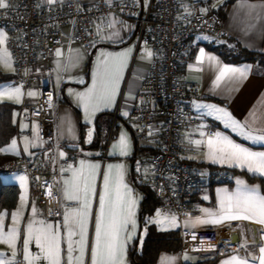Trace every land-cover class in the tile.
Segmentation results:
<instances>
[{"label":"crops","instance_id":"1","mask_svg":"<svg viewBox=\"0 0 264 264\" xmlns=\"http://www.w3.org/2000/svg\"><path fill=\"white\" fill-rule=\"evenodd\" d=\"M95 0H77L78 4H89ZM115 1V0H112ZM141 9L144 10L150 0H136ZM40 4H43L42 0H38ZM204 6L208 9L218 11L222 17V28L223 34L225 36H214L212 34H206L204 36H194L189 40V53L187 59L182 62L179 66V77L182 80L190 81L197 84L198 94L191 99V108L195 117L192 126L182 132V139L188 145L194 147L197 153L192 157L191 163L195 170L202 174L205 178L203 182L197 184L192 189V194L190 198V204L184 215L179 218L175 213L161 207L156 206L150 213H142L143 199L145 192L141 183H148L150 181V171L149 166L145 160V157H140L135 153L136 146H148L153 148L159 143V137L150 136L146 138L143 142L138 143L133 136L131 127L135 124V118L131 113V109L136 98L137 92L140 88L143 77L148 71L150 60L147 58L142 59V55L145 49H149L144 43H140L138 48L135 49V40L137 35L138 24L132 19L123 18L119 16H109L104 19V24H107L108 19L115 18L122 23H117L114 29L104 28L101 36L96 34V25L100 23L97 21L94 23L95 36L93 39V45L91 49L84 48L81 44L72 40L71 28L66 25L63 27V33L61 42L56 46L48 60L46 66V77L43 79L45 83L49 84L54 93L55 100L53 102V113H54V131L55 139L58 148V155L62 151L65 153L64 157L59 155L61 166H60V179L59 186L60 189L63 187V179L69 178L71 173L65 171L61 173V168L67 169L69 164L73 167H79L80 160L90 161L92 163H99L101 165L100 175L97 177L96 186L97 193H99L102 187V174L105 170L107 164L109 163H123L126 166L125 182L132 188L133 197L138 198V204L136 207V229L133 239L128 244L127 252V264H132L130 260V253L132 250L140 251L143 241L146 237L148 226L154 225L157 230L160 231H177L181 232L182 229H198V228H214L217 230L219 237L221 238V245L219 249L214 253L205 252H192V251H181L180 249L175 251H161L157 259L153 264H164L166 259L175 257L174 264H193L206 260H214L212 264H221V261L227 259L229 255L235 254L234 249L239 247L242 241L240 236L239 228L244 226L246 228H258V225L251 224L247 221H230L225 222L222 225L217 226H197L192 228L191 226L185 227V221L194 220L197 216H202L203 213L200 211L202 208H210L215 210L218 204V191L220 189H227L229 192H233L237 188L236 180H244L248 185H258L261 189V184L258 180L249 181L244 173L251 176L260 177L246 170L240 168L228 167L227 165H221L217 163L210 162L205 156L204 152L206 148L202 145L198 150L194 143L191 141L206 139L207 135L213 134L217 131L228 135L232 140L237 143L243 144L246 147H250L254 151H264V144L253 143L250 140L245 139L237 132H233L230 128H225L224 120L220 117V113H217L213 109L207 108H197V104L204 105H215L217 108L225 109L227 112L241 123L248 120L249 123L252 121L250 113L253 110L256 111V116L261 117L253 125L252 131L253 135L261 134L260 129L264 128V104H261V100L264 99V66L258 62L243 61L239 63L226 62L222 57L212 50L210 46L219 45L225 43V37L233 38L238 41L242 46L258 51L264 52V23L258 24L257 28L249 34L244 32L243 14L239 20L233 21V14L238 11L237 5L240 0H202ZM252 3H258L260 0H249ZM216 4V7H212ZM188 5V0H180V10H185ZM125 25L130 27H125ZM0 29L7 32L3 27ZM115 31H119V37H113L108 39L107 37ZM128 48H132L131 57L128 60L126 69L124 70L123 79L120 83L119 93L115 98V103L110 108H105L99 111L92 118V122L89 124L85 121V113L82 106L75 95V93L85 92L89 86L92 84V72L95 68L97 56L101 51L104 52H121ZM60 49L63 56L57 57L55 55L56 50ZM203 49L206 54L213 55L221 64H227L234 67L250 66V72L247 79L243 80L238 84H232L228 81H223L220 87L214 86V80L217 75L216 65H210L207 60L202 65L196 64V57L199 55L200 50ZM79 52L81 59L80 62L68 70L57 71V60L61 63L66 61V58L71 53L75 54ZM190 66H193L190 68ZM14 67V65H13ZM200 68V71H196V68ZM1 72L9 74L10 78L0 82V89L6 86H19V84L14 83L11 80L13 72H6L0 69ZM83 80V83H79V80ZM72 90L70 94L69 90ZM231 89V91H229ZM25 95L22 100L26 99L28 101L34 100L38 95V89L36 87H28L22 89ZM29 91H34L37 93L34 97H29L27 93ZM129 93L134 98H129ZM0 102H10L16 105L14 111V122L16 124L15 135L9 140L8 143L2 146L1 149H7L11 144L13 139L17 140V149L19 153H24L28 156H34L38 153H44L48 147L47 142L40 137L36 139V132L39 133L38 123L31 120L27 116L26 109H23L20 113L18 112L19 104L11 101H0ZM117 108V136L111 141L108 152L105 158H103L101 150L98 146V142L103 138L108 131L109 125L111 123V118L113 112ZM127 112L128 115H123ZM26 124L27 128H21V124ZM38 126V127H37ZM71 128V132H69ZM89 129L93 130L91 142H87V133ZM203 131L206 135L201 137L200 132ZM121 132H126L131 141V154L126 157L120 156H110L108 153L112 150V144L115 143L121 134ZM27 136L30 141H35V147H29L28 152H25L23 137ZM5 153V152H3ZM11 156H17L11 153H5ZM75 157L73 160L72 158ZM139 167V171L137 168ZM215 169L226 170L230 173L229 180L227 182H213L206 178ZM237 170V172H234ZM15 182L19 188L18 198L15 206L9 211L10 214L20 207V196L22 189L20 188L19 181ZM61 192V191H60ZM261 193L264 194V192ZM207 196L208 199L205 200L204 197ZM27 207L22 209L23 219L21 220L22 228L26 226L27 222L33 218L31 208L34 204L37 213L35 215L36 220H44L46 223H50L53 226L61 225V234H64L63 230V212L65 208L75 207V203L72 201H66L63 199L61 192V202H62V215L60 218H45L43 215V210L41 205L37 201V197L34 193H31L29 187L27 186ZM98 208V195L93 201V214H95ZM160 211L168 216L175 215L177 217L178 227H168L167 230H161V226L155 223H149L150 219L156 218V212ZM94 225V215L93 222L89 226V237L91 240L93 234ZM146 229V231H145ZM249 233V237H251ZM66 249L67 245L64 243L62 245ZM180 248V247H179ZM251 248V246H250ZM30 250L33 253H38L39 249L36 247L35 243L30 245ZM255 251V249H251ZM187 254L192 259L186 260L184 258ZM258 254V253H257ZM258 264V262H257Z\"/></svg>","mask_w":264,"mask_h":264},{"label":"snow or ice","instance_id":"2","mask_svg":"<svg viewBox=\"0 0 264 264\" xmlns=\"http://www.w3.org/2000/svg\"><path fill=\"white\" fill-rule=\"evenodd\" d=\"M42 2L53 6L57 3L63 4L64 0H42ZM105 2L109 6L112 4V0H105ZM10 7V0H0V10H7ZM212 7H216V4H213ZM237 9L238 11L233 14V21L239 20L241 13L243 14V30L246 35L255 30L258 24L264 23V0H260L258 3L240 0ZM208 11V8L200 9L203 14ZM185 12L188 15L192 14L187 8H185ZM104 19L100 18V23L96 25V34L102 38H104L102 36L104 28L114 29L117 23H122L111 18L108 19L107 24H104ZM125 27L130 26L125 25ZM113 37L118 38L119 31L113 32L107 38L112 39ZM8 42L7 32L0 29V69L6 72H15L13 54L8 48ZM131 53L132 48H128L116 53L101 51L97 56L92 72L91 86L85 92L75 93L80 106L84 109L87 123L92 122V118L97 112L110 108L115 103ZM55 55L61 57L63 53L57 49ZM153 55V52L146 48L141 58L150 60ZM80 59L78 50L75 54L70 52L64 63L57 60V71H66L76 66ZM205 60L210 65H216L217 75L213 82L215 87H220L223 81L231 82L234 85L238 84L247 79L251 70L247 65L234 67L221 64L215 56L208 55L201 49L196 57V64L202 65ZM195 70L200 71L201 69L197 67ZM25 74H27V70H25ZM78 82L83 83V80ZM22 89V84L0 89V101L22 103V97L25 95ZM69 92L71 94L72 90L70 89ZM27 95L34 97L37 93L29 91ZM129 98H134L131 93H129ZM51 100L52 97L49 95L50 106ZM260 103L264 104V99ZM196 107L213 109L221 114L218 118L224 120L225 128H230L253 143L264 144V128L260 129L261 134L253 135V125L258 119H261L256 116L255 110L250 113L251 123L248 120L241 123L231 113L225 109L217 108L215 105L197 104ZM123 115L127 116L128 113L124 112ZM21 128H27V125L22 123ZM69 132H71V128H69ZM92 133L93 130L89 129L87 133V142L89 143L92 140ZM149 134L151 135V132ZM200 135L205 137L206 134L201 131ZM36 139H39L38 131ZM23 142L25 152H28L30 146H36L35 141H30L27 136L23 137ZM191 143H194L198 150L203 145L206 148L204 156L212 163L240 168L248 173L264 177V151H254L219 131L207 135L206 139L191 141ZM0 152L19 155L17 140L13 139L9 147L0 149ZM130 154L131 141L126 132H121L119 139L112 144V150L108 155L126 157ZM59 155L64 157L65 153L61 151ZM100 169L99 163L83 159L79 161V167L69 164L67 169L61 168V173L65 171L71 173L69 178L62 181L63 187L60 191L63 199L72 201L76 205L65 208L63 212V235L60 224L53 226L44 220L35 219L37 209L34 204L31 208L33 218L27 222L26 226L21 227L22 209L27 207L28 201V177L26 175L18 176L17 179L23 191L20 196V207L10 214V225L5 224L9 213L0 212V245H5L10 250L7 253L0 251V264H127L128 244L133 239L137 226L135 217L138 198L133 197L132 188L125 182L127 169L123 163L107 164L102 174V187L97 193L96 180L100 175ZM137 171H139V167ZM236 184L237 188L233 192L220 189L215 210L200 209L203 215L197 216L194 220L185 221V227L217 226L226 221H247L258 225V228L240 226L239 232L242 241L239 247L233 250L235 254L229 255L227 259L221 261V264H257V262L264 264V194L261 193L258 185L250 186L241 179H237ZM47 195L53 196L52 185H48ZM97 195L98 208L93 214V201ZM204 199L207 200L208 197L205 196ZM93 215V234L90 240L89 226L93 222ZM148 222L160 225L161 230L179 226L174 214L171 216L162 215L160 211L156 212L155 219H150ZM249 233L252 234L251 237H249ZM192 239H196L194 233ZM33 243L39 249L38 253H33L30 250V245ZM64 243L67 245L66 249L62 247ZM251 249H255V251ZM184 258L192 259L187 254ZM174 261L175 257H172L166 259L164 264H174Z\"/></svg>","mask_w":264,"mask_h":264},{"label":"built area","instance_id":"3","mask_svg":"<svg viewBox=\"0 0 264 264\" xmlns=\"http://www.w3.org/2000/svg\"><path fill=\"white\" fill-rule=\"evenodd\" d=\"M10 4L9 9L0 10V27L7 30L8 48L13 54L16 71L11 80L22 84L23 89H38L34 100H22L18 112L26 109L28 118L38 123L40 137L48 147L44 153L34 156L21 152L1 161L0 174L26 175L29 190L36 195L44 217H61V161L53 113L55 93L43 80L45 65L61 42L64 26H70L73 41L91 49L95 22L112 15L129 18L138 24L135 49L144 43L154 54L131 109L136 120L131 130L138 143L150 136L159 137V143L154 146L157 150L145 157L150 183L159 205L181 218L189 207L192 189L205 177L191 163L196 149L182 139V132L195 120L190 103L198 89L197 84L179 77V66L188 57L192 37L223 34L219 14L212 9L206 14L201 13L200 9L206 8L202 0H188L187 9L191 15L180 10V0H150L144 10L136 0H115L111 6L105 0L89 4L64 0L63 4L53 6L40 4L38 0H10ZM49 95L52 97L51 106ZM116 122L117 108L107 134L98 142L103 158L118 134ZM229 175L226 170L215 169L206 178L213 182H227ZM48 185H52V197L47 195ZM193 233L195 240L192 239ZM221 243L214 228L182 229L180 232L181 251L214 253Z\"/></svg>","mask_w":264,"mask_h":264},{"label":"trees","instance_id":"4","mask_svg":"<svg viewBox=\"0 0 264 264\" xmlns=\"http://www.w3.org/2000/svg\"><path fill=\"white\" fill-rule=\"evenodd\" d=\"M218 14L219 12L216 11ZM221 17V15L219 14ZM222 19V17H221ZM225 36L224 34L220 35ZM225 43L210 46L226 62L239 63L243 61L258 62L264 66V52L250 50L242 46L233 38L225 37ZM230 43V44H228ZM10 78L9 74L0 71V82ZM16 105L10 102H0V149L15 135L16 124L14 122V111ZM156 148L148 146H136L135 153L140 157H146L156 151ZM13 156L0 152V162ZM237 172V170H234ZM249 181L258 180L261 190L264 192V179L244 173ZM145 196L143 199L142 213H150L159 205L152 189L151 183H141ZM19 188L14 183H0V211L3 208L11 209L15 206L18 198ZM180 247V234L177 231H160L154 225H149L141 250H132L130 260L132 264H153L161 251H175ZM214 260H206L193 264H212Z\"/></svg>","mask_w":264,"mask_h":264},{"label":"rangeland","instance_id":"5","mask_svg":"<svg viewBox=\"0 0 264 264\" xmlns=\"http://www.w3.org/2000/svg\"><path fill=\"white\" fill-rule=\"evenodd\" d=\"M230 44V43H228ZM231 45V44H230ZM20 175H23V174H20V173H13V174H0V183H15V182H10L11 181H15V180H18L17 177L20 176ZM13 208L11 209H6V208H3L0 212H7L9 213L10 210H12ZM5 224L6 225H10L11 224V217H7L5 219ZM21 227H22V224H21ZM0 251H3L5 253L9 252L10 250L7 248V246L5 245H0Z\"/></svg>","mask_w":264,"mask_h":264}]
</instances>
